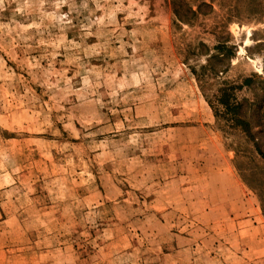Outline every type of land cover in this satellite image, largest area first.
<instances>
[{"label": "rangeland", "instance_id": "1", "mask_svg": "<svg viewBox=\"0 0 264 264\" xmlns=\"http://www.w3.org/2000/svg\"><path fill=\"white\" fill-rule=\"evenodd\" d=\"M225 86L259 134L264 0H0V264H264Z\"/></svg>", "mask_w": 264, "mask_h": 264}, {"label": "trees", "instance_id": "2", "mask_svg": "<svg viewBox=\"0 0 264 264\" xmlns=\"http://www.w3.org/2000/svg\"><path fill=\"white\" fill-rule=\"evenodd\" d=\"M175 14L180 21H185L181 13L175 9ZM251 80H246V85H251ZM240 87H233V86H225L224 89L220 90V98L218 99V103L221 104L224 108L226 113L231 116L230 120L232 122L231 127L235 130H240L252 143L254 150L256 153L264 160V142H262L261 137L258 136L263 133L264 129L260 130V133L253 132V125L251 121L245 118L244 114V107L241 103L237 101L234 97L233 90H240ZM258 184V189L262 190V199L264 195V187L261 183Z\"/></svg>", "mask_w": 264, "mask_h": 264}]
</instances>
